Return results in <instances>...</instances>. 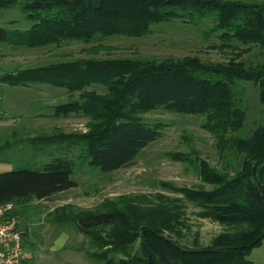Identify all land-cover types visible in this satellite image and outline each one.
Returning a JSON list of instances; mask_svg holds the SVG:
<instances>
[{"label":"trees","instance_id":"trees-1","mask_svg":"<svg viewBox=\"0 0 264 264\" xmlns=\"http://www.w3.org/2000/svg\"><path fill=\"white\" fill-rule=\"evenodd\" d=\"M12 7L21 10L26 26L10 32L0 25V41L20 46L142 37L153 24L180 18L211 20L209 32L239 41L246 45L242 50L257 45L264 52V0H0V10ZM237 79L257 87L264 104V61L221 62L192 54L82 57L1 73L0 81L9 85L49 84L69 95L78 92L59 104L55 114L85 115L87 130L42 138L77 146L78 156L104 172L128 166L162 136L161 125L143 117L158 107L200 116L223 159L216 166L194 149L192 156L167 152L193 164L201 183L187 187L162 181L175 195L122 193L94 210L63 203L48 209L45 220L72 224L83 233L87 240L80 248L96 264H253L247 255L264 236V124L244 134L247 106L232 88ZM90 85L105 90L87 89ZM74 166L72 158L55 156L40 169L0 172V202L12 201L18 215L21 206L76 187ZM190 203L198 208L197 216L225 225L207 245L197 235L190 238ZM26 233L24 229L22 238Z\"/></svg>","mask_w":264,"mask_h":264},{"label":"rangeland","instance_id":"rangeland-1","mask_svg":"<svg viewBox=\"0 0 264 264\" xmlns=\"http://www.w3.org/2000/svg\"><path fill=\"white\" fill-rule=\"evenodd\" d=\"M22 12L18 7L0 10V22L8 31L24 30L27 21L21 20ZM11 19H20L10 22ZM211 20L202 23L169 19L152 25L151 33L142 37L113 35L97 37L89 42L68 40L59 44L26 47L15 45L10 40L0 41V74L12 72L19 68L57 63L82 57H134L144 55L180 56L198 55L202 59L227 62L231 58L243 60L246 64L264 61V52L257 45H246L237 40H223L219 33L209 32ZM225 42L227 45L220 47ZM5 82L0 81V85ZM5 87H9L5 85ZM232 88L238 92L247 106V118L244 134H248L256 124H264V104L258 99V89L249 81L235 80ZM87 89L101 92L105 87L90 85ZM29 92L32 96H28ZM28 93V94H27ZM34 93V95H33ZM22 97L24 99H18ZM78 92L69 95L65 88L49 84L33 85V89L19 91L14 94L0 96V117L2 122L11 118L17 124L0 125V172L19 168L40 169L42 165L55 156H67L75 161L73 177L78 185L62 191L50 199L32 201L27 207L21 206L18 213L25 248L33 250L32 264H71L75 259L69 248L74 241L86 238L72 224L57 225L46 219L45 212L56 205L71 203L81 209H97L99 203L106 199L126 193L174 194L161 185L167 181L175 186L193 187L201 183L193 164L188 161L172 159L167 152L190 153L197 150L200 156L210 164L221 166L220 152L214 137L201 126L202 118L191 114H183L158 107L143 114L148 122L161 125L162 136L144 147L128 166L114 171L104 172L91 165L88 157L78 156L80 149L67 142L47 139V135L57 132L64 134L86 131L88 117L71 112L67 116L57 115L56 108L60 104L76 98ZM23 100V101H22ZM27 102L26 106L24 103ZM12 115L11 105L17 107ZM32 105L44 106V116H33L36 109ZM37 139L33 138L36 137ZM38 136H41L38 138ZM209 187L208 184H204ZM175 195V194H174ZM179 195V194H176ZM198 208L188 205L187 223L191 226L190 238L197 235L202 245L225 229V225L208 218L197 216ZM69 235L60 251H48V239L61 228ZM63 230V229H61ZM61 232V231H60ZM82 241V240H80ZM79 241V242H80ZM82 245V242L78 245ZM41 249H46L41 252ZM83 254V253H82ZM85 256V255H84ZM247 257L253 264H264V236L260 244L254 246ZM77 260L81 255L75 257ZM82 264H96L92 258L82 257ZM26 264V263H25Z\"/></svg>","mask_w":264,"mask_h":264},{"label":"built area","instance_id":"built-area-1","mask_svg":"<svg viewBox=\"0 0 264 264\" xmlns=\"http://www.w3.org/2000/svg\"><path fill=\"white\" fill-rule=\"evenodd\" d=\"M12 201L0 202V264H22L26 251Z\"/></svg>","mask_w":264,"mask_h":264},{"label":"crops","instance_id":"crops-1","mask_svg":"<svg viewBox=\"0 0 264 264\" xmlns=\"http://www.w3.org/2000/svg\"><path fill=\"white\" fill-rule=\"evenodd\" d=\"M5 85H8L9 87H5ZM29 89H33V85H9L7 83H4V85H0V96L2 97L4 95H6V94H14L15 95L16 92L27 91ZM30 93L31 92H29V94L27 93L28 96L29 95L32 96V94H30ZM33 95H34V93H33ZM16 98L21 99L22 97H17L16 96ZM22 99H24V98H22ZM26 103L27 102L24 103L25 105L22 104V106L25 107L27 105ZM18 105H21V104L17 103V107H15L14 105H11L12 107L11 108H8V107L5 108L4 112L5 111H11L12 115H15L17 113H14L13 111L18 110ZM32 108L36 109V111L33 114L34 118L35 117H39V116H44L45 113H39L42 110H44L43 109L44 106L42 107L41 105L40 106L32 105ZM17 123H19V121H17L14 118H11L10 120H5L4 122H2L1 117H0V125H2V124H11V125H13V124H17ZM61 229H60L61 232L58 231L56 233V235L54 234L52 237H50L48 239V242H49V245H48L49 248L47 249L48 251H56L57 252V251H60V250L64 249V244L66 242V239H68L69 235L66 233V230L64 228H63V230H61ZM80 240H82V241H80ZM80 240L74 241V244L71 245L69 248H67V249L72 250L74 252V254H75V256L73 257L75 260L72 261L71 264H82V262H83L82 257L86 258L84 250L80 248L81 244L80 245H78V244L81 243V242H82V244L85 243L87 238L82 237V239H80ZM22 242H23V246H24V244H25L24 242L25 241L23 240V238H22ZM24 249L26 251V258H25L26 262L25 263L26 264H32L33 263L32 261L34 259L33 250L38 251L39 249L38 248H29V249H27V248H25V246H24ZM45 250L41 249L40 251L41 252H43V251L45 252ZM78 255H81V258H78V260H77L75 257H77Z\"/></svg>","mask_w":264,"mask_h":264}]
</instances>
